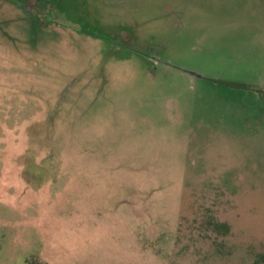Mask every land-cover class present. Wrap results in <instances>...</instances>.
<instances>
[{"label":"rangeland","instance_id":"374dc122","mask_svg":"<svg viewBox=\"0 0 264 264\" xmlns=\"http://www.w3.org/2000/svg\"><path fill=\"white\" fill-rule=\"evenodd\" d=\"M33 256L264 264V0H0V264Z\"/></svg>","mask_w":264,"mask_h":264},{"label":"trees","instance_id":"16d2710c","mask_svg":"<svg viewBox=\"0 0 264 264\" xmlns=\"http://www.w3.org/2000/svg\"><path fill=\"white\" fill-rule=\"evenodd\" d=\"M26 264H43V262L36 256H33L27 259Z\"/></svg>","mask_w":264,"mask_h":264},{"label":"water","instance_id":"95a60500","mask_svg":"<svg viewBox=\"0 0 264 264\" xmlns=\"http://www.w3.org/2000/svg\"><path fill=\"white\" fill-rule=\"evenodd\" d=\"M193 73V72H192Z\"/></svg>","mask_w":264,"mask_h":264}]
</instances>
